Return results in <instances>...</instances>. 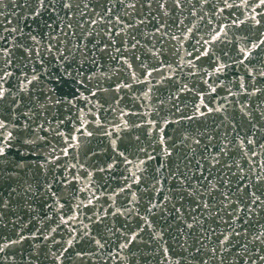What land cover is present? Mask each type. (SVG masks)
I'll return each instance as SVG.
<instances>
[{"label":"water","instance_id":"water-1","mask_svg":"<svg viewBox=\"0 0 264 264\" xmlns=\"http://www.w3.org/2000/svg\"><path fill=\"white\" fill-rule=\"evenodd\" d=\"M77 2L81 8L87 3L89 7L84 11L90 15L81 18L79 13H69L72 28L55 32L45 26V21L53 28L57 23L65 25L69 20L63 13L61 18L49 19L45 15L33 22L31 16L25 18L27 12L19 0H3L0 8V36L7 37L9 44L15 40L17 44L31 47L34 53L39 51V55L29 58L22 48L12 46L14 63L8 70L13 76L5 87L15 93V102L12 96L0 101V118L8 121L10 127L16 124L23 129L25 124L30 125L35 131L33 139L37 140L32 146L33 155L18 143L15 145L10 159L20 160L16 155L19 149L24 153L25 167L16 169L13 178L5 174L0 179V200L8 202L6 209H0V239L26 237L8 250L15 260H6L4 264H177V261L201 264L202 260H207L208 264H251L248 257L241 260L244 244L248 243L250 253L253 247H262L250 241L253 235L264 230V208L254 211L251 217L240 213L237 223L242 227H236L223 210L221 193L230 191L235 194L234 201L241 200L227 212L243 207V201L248 199L237 191V186L239 176L248 174L252 166L248 162L251 152L245 156L240 150L237 133L239 137L247 135L257 141L248 147L262 152L259 144L264 143L261 130L264 125L261 116L264 112V76L261 75L264 44L253 49L243 65L238 63V49L251 48L253 43L264 40V17H256L259 25L249 19L228 30L225 42L215 46V57L226 67L219 76L209 79L204 70L211 73L214 69L207 58L194 60L195 67L189 64L196 55L193 46L199 47L196 39L206 37L208 27L220 25L228 11L235 15L224 23L231 24L237 17L243 20L246 15H252L250 8L247 11L232 9L214 17L212 10L217 8L216 0L206 5H201L199 0H184L182 12H173L169 0V15L165 17L158 11L155 0L151 8L144 0H136L135 9L112 0L115 5L110 17L112 23L101 24L95 13L111 4L106 0ZM219 7H223L222 0ZM192 11L197 13L196 17L191 15ZM205 13V19L198 22V17ZM117 17L121 22H117ZM93 18L98 23L90 29L86 21ZM209 18L212 19L210 26ZM140 20L144 22L137 24ZM192 23H197L199 31L194 30L195 38L184 40L181 47L180 42L171 37L185 35V26L190 27ZM157 27L160 32H156ZM13 28L20 31L11 33ZM109 29L113 33L111 39L105 35ZM117 31L120 36L114 35ZM29 33L36 36L38 45L30 39ZM137 41L133 49L131 46ZM105 45H108L107 50L102 51ZM50 46L51 51H48ZM116 48L121 52L117 53ZM149 71L151 76H147ZM33 72L39 79L20 92L18 80L24 74L31 78ZM241 77L247 92L239 87ZM213 81L215 93L208 88ZM125 84L131 87H123ZM255 88L261 91L248 95ZM201 97L213 109L223 105L222 111L200 116L194 106L200 105ZM242 106L250 111V119L241 113ZM201 111L207 110L201 106ZM193 115L195 119H187ZM77 129H81L83 135ZM71 137H78V143ZM193 138L199 139L200 144H195ZM66 139L67 143L77 146L68 148L65 155L61 150L67 147ZM161 139L165 143L161 144ZM221 144L228 145L227 155H220L221 164L209 175L220 191L204 197L209 209L197 208V198L189 195L192 188L183 191L179 184V180L184 179L181 173H196L191 181L196 187L199 183L196 161L200 160L207 169L209 162L203 157L219 152ZM165 149L171 152L170 156ZM121 152L124 156L119 154ZM149 155L154 159L149 160ZM125 157L132 163H127ZM251 159L259 165L264 161V154ZM140 160L145 161L140 165L143 171L136 167ZM236 162L243 166V173L237 170ZM161 163L164 167L157 171ZM227 164L232 165L231 172ZM232 172L237 175L232 176ZM133 173L140 177L139 183L133 182ZM221 177L230 182L223 184ZM188 183L185 180L183 187ZM29 185L31 190L26 191ZM153 185L161 189L159 195ZM207 187L205 182L203 188ZM165 195L170 197L165 206L153 208L149 213L151 203H159ZM173 205L181 209L183 216L175 212ZM70 216L76 218L65 224L63 220ZM192 216H198L202 223L189 229L187 224L193 222ZM245 219L248 223H243ZM230 225L241 235L232 236L228 250L213 257L210 249L216 246L222 231L231 230ZM133 233H138L136 240L121 249ZM69 239L72 246L68 251L59 260L52 256L53 252L59 255ZM96 240L103 247L98 246ZM202 243L208 248H203Z\"/></svg>","mask_w":264,"mask_h":264},{"label":"snow or ice","instance_id":"snow-or-ice-1","mask_svg":"<svg viewBox=\"0 0 264 264\" xmlns=\"http://www.w3.org/2000/svg\"><path fill=\"white\" fill-rule=\"evenodd\" d=\"M15 2V0H14ZM121 5H124L126 8H136V0H128L127 3H125V0H119ZM144 2L147 4L149 8L152 6L153 0H144ZM157 6H158V11L162 13L163 16L167 17L169 15V0H155ZM183 2L184 0H171V5H172V11L173 12H182L183 11ZM190 2V0H189ZM210 0H199V3L201 5H206L209 4ZM19 3L23 6L24 9H26L27 16H31L33 19V22H38L39 20L43 19L45 15L48 16L49 19L52 18H61V13H63V17H67L69 22L65 25H61L57 23L56 28H53V26L47 21H45V26L48 27L49 29H52L53 32H55L57 29L60 31H64L65 28L71 29L72 28V23L71 19L72 17L69 15V13H79L80 17L83 18L87 15H90L89 13L85 12L84 10L87 9L89 6L87 3L83 5V8H81L80 3L77 2V0H19ZM107 4H111L112 6H106L103 8L102 12H96L95 16L99 17V22L101 24L107 22L108 24H111L112 21L110 19L111 14L113 12V8L115 7L114 4H112V0H106ZM221 3V0H216L217 8H214L212 10V16L214 17H219L223 13H225L228 10L232 9H244L247 11L249 8L251 9L252 15H246L243 20L239 19L237 17L236 19H233L231 21V24L224 23V20H227L228 17H231L235 15L234 12L228 11V16L224 17V20L221 21V24L216 26V27H208L207 29V34L205 36H201L200 38L196 39V45L199 47L193 46L196 51V55L193 59V61H189V64H191L193 67H195L194 60H201L203 58H207L210 65L213 67L214 71L213 72H208L206 69L204 70V75L208 76L209 79L213 75L219 76L224 68L226 67L225 64L219 63V58L215 57V46L217 43H224L225 40L228 37V30L231 29L233 26L239 27L242 24L247 23V21L250 19L252 20L255 24L259 25L260 20L256 19L257 16H262L264 17V0H222L223 7H219V4ZM3 0H0V8H2ZM254 5V6H253ZM218 9V10H217ZM257 9H260L258 12ZM2 14V12H0ZM191 15L193 17L197 16V13L195 11L191 12ZM207 13L200 15L198 17V22L203 21L205 19V16ZM117 22L120 21V17L116 18ZM88 23L89 28L91 29L93 26L97 25L98 21L97 19H90L86 21ZM143 20H140L137 22V24L143 23ZM181 24H183V21H180ZM208 25L210 26L212 24V19H208ZM80 27H83V25H80ZM125 27H128V25H125ZM186 27V34L183 36H176L173 35L171 39L176 40L180 42L181 47H183V41L187 39H194L195 38V33L194 30L199 31L197 27V23H192L190 27ZM160 27H157L156 32H160ZM17 31H20L17 28L11 29V33H15ZM22 34V33H21ZM65 35H68L67 32H64ZM74 34V33H73ZM99 34V33H97ZM120 32L117 31L114 33L115 36H120ZM167 34V33H165ZM89 35H91V32H89ZM105 35L109 36L111 39L113 33L111 29L105 32ZM29 37L32 41H34L37 45L39 44V41L37 40L35 35H32L29 33ZM111 43H115V40H111ZM139 42L137 41L136 43L132 44V48L135 49L137 44ZM261 44H264V40H261L259 43H253L251 48L247 46H241L238 49V63L244 64L246 60L249 59L251 56L252 50L255 48H259ZM12 46L20 47L23 49L24 52L28 53L29 58L33 54L39 55V51H35L31 47H26L23 44H17L15 40L9 44L7 37L5 36H0V101L5 100L7 97L12 96L13 97V102H15V93L8 88L5 87V85L8 83L9 79L13 76V72L9 71L8 69L13 66V60H12ZM108 45H105L102 51L107 50ZM48 51H51V46L48 48ZM115 51L117 53L121 52L120 48H116ZM179 51V49L177 50ZM153 55H157L156 52H153ZM189 56L192 55L191 52L188 53ZM215 57V59H213ZM113 59H116V57H113ZM127 63V60L124 61ZM129 68H131V64L128 65ZM153 71H159V69H153ZM152 72L149 71L147 72V76H151ZM261 75L264 76V72H261ZM133 79H137L136 73H132ZM39 77L35 75V72H33V75L31 78H28L27 74H24L21 79L18 80V87L20 92H24L28 89L29 85H32L34 81H37ZM91 79V77H89ZM143 82V81H142ZM207 83V81H205ZM215 84V81L213 83L208 84V88L211 90V93L216 92V87L213 86ZM120 87V86H118ZM123 87H131L130 84H125ZM185 87H187L185 85ZM240 89L244 90V92H247V89L245 88L244 85V80L243 77L240 79L239 83ZM261 89L255 88L251 93H248V95H255L257 92H260ZM209 93V94H211ZM91 95H95V93H91ZM87 99V97H85ZM200 105H195V112L199 113L200 116H205L208 113H211L213 111L215 112H221L223 109V105L216 107L213 109L212 107H209L208 104H205L203 101V97L200 98ZM59 103V101H58ZM201 106L205 108L207 111H201ZM179 110V109H178ZM241 113L245 117L251 118V113L250 111L246 110L245 106H242L240 109ZM27 115V114H25ZM261 116L264 117V112L261 113ZM195 115L187 117V119H195ZM227 119V117H225ZM149 123H152L151 121ZM125 125H127V121H125ZM139 126V125H137ZM255 127V125H253ZM39 128L42 129L43 125H39ZM233 129H235V125H233ZM261 130L264 131V125H261ZM77 131L81 132V135H83V132L81 129H77ZM163 131V129H161ZM58 135H64L63 133H58ZM88 135H91V133H88ZM255 133H253V136ZM35 136V131L30 129V125L25 124L23 126V129H21L18 125L12 124L10 127L9 122L6 121L3 118H0V179H2L5 174L8 175L9 178H13L15 174L16 169H21L25 167V164L22 162L24 159V153L20 152L19 149H17L16 155L20 157V160L16 159H10V152L11 150L15 147V145L18 143L20 145V148L28 150L29 155L35 154V148L32 147L37 143L36 139H33ZM237 137L240 140L239 143V148L243 152L245 156H248L249 152H251V157H249V163L252 165L249 168L248 174H242L239 176L238 179V186H237V191L242 193L244 196H247L248 199L243 201L244 206L243 207H236L233 208V211L227 212V209L229 207H232L233 204L239 205L241 203V200H233V196L235 195L234 193L229 192H222L221 195L223 196V199L221 200V204H223L224 208L223 210L226 211L227 215L229 216L231 220L232 225H236V227H242L241 224H238L237 221L240 220V213H244L246 217H251L254 211H257L258 209L264 208V161H261L259 165H256L252 161V157H256L258 155L264 154V143H260L259 147L262 150V152L258 153L254 149H250L248 146L255 145L257 144V141L249 138L247 135L243 137H239V133H237ZM38 139H44L43 137H39ZM72 140H76L78 143V137H71ZM185 139L187 140L188 137L185 136ZM194 143L199 145L200 140L193 138ZM211 140V137L209 138ZM161 144L165 143L163 139L160 141ZM232 141H228V144H231ZM66 145L67 147L62 149L61 151L63 154H67L68 148L76 147L77 144H71L67 143L66 139ZM113 145L115 146V141H113ZM227 149L228 145L227 144H221L219 148V152L216 154L209 156L203 157L204 160H207L209 162L208 168L205 169V166L203 163H201L200 160L196 161V166L199 169V176L197 177L199 183L196 185V187H193L191 184V181L193 180L194 177H196V173H193L192 175H188L187 172L181 173V175L184 177V179L179 180V184L182 186L183 191H188V188H192V192L189 193L191 196H195L197 198V203L196 207L200 208L203 207L204 209H209L210 205L207 199L204 197L210 196L213 191H220L219 188H217L216 184L212 182V180L209 179V175H211V171L213 168L216 167V165L221 164V159L219 158L221 154L224 156L227 155ZM54 151V149H53ZM167 152V155H171V152H168L167 149H165ZM195 151V149H193ZM121 156H124V153L121 152L119 153ZM58 158V157H57ZM148 159H154L153 156L149 155ZM125 160L127 163L131 164L132 161L127 160V157H125ZM145 163L144 160H140L139 163L136 165L137 169L140 171H143L142 168H140V165H143ZM231 172L232 165L227 164L226 165ZM111 168L112 165H109ZM164 167V164H160V168L157 169L159 171L161 168ZM236 168L239 172L243 173V166L236 162ZM259 169V170H258ZM205 172L208 173V175L205 174ZM236 172H232V176H236ZM132 180L134 183H139L140 177L137 176L135 173L132 175ZM185 180H187L189 183L187 187H183L185 185ZM247 181V183H245ZM207 183L208 187L205 190L203 188L204 183ZM221 182L225 185H227L230 181L229 179H225L224 177H221ZM157 183H161L160 181H157ZM127 188L130 189L131 185H127ZM252 188H255V191H251ZM153 189L157 192L159 195L161 189L157 187L156 185H153ZM248 189V191H245ZM31 190V186L29 185L28 189L26 191ZM13 192L16 191L15 188L12 189ZM121 191H125V188H121ZM132 199H136V195L133 192L132 193ZM170 197L165 195L162 196L161 200L159 203H151V206L148 208V212L151 213L153 208H163L165 206V202L169 201ZM8 207V202L5 200H0V209H6ZM173 208L176 213L180 214L183 216V213L181 212V209L173 205ZM129 212L132 211V209H128ZM117 212H119V209H117ZM123 214V213H121ZM219 215V213H216ZM115 215V213H113ZM76 217L75 216H70L68 219H64L63 222L67 224L69 220H74ZM2 219V217H0ZM192 223H188L187 227L189 229H192L194 227V224L196 223H202L199 220L198 216H192ZM145 222L147 223V220L145 219ZM228 221H225V224H228ZM243 223H248V219H245ZM149 227L151 225L149 224ZM231 227V225H230ZM55 231V229H53ZM140 231H143V228L140 229ZM138 233H133L131 237L127 240L126 243L121 245V249H126L129 247V244H131L133 241L136 240ZM158 235V234H157ZM241 233L236 231L235 227H231V230H225L222 231L217 240V244L215 247H212L210 249V252L213 257L219 252L222 253L224 251L228 250V246L231 244V237L232 236H240ZM248 233L245 232L244 236L247 237ZM222 237V238H221ZM26 239L23 235H20L18 239L16 240H11L8 239L5 241L4 239H0V264H4L6 260L12 259L13 261L15 260L14 256H11L8 252V250L16 244H19L23 242ZM47 239V237H45ZM96 244L100 247H103V245L100 243L99 240L95 241ZM259 243L262 247H253L251 250V253L249 252L248 249V243L244 244V251H243V256L241 257V260H243V257H248L250 260L251 264H257V261L260 262V264H264V230L260 231L258 234L253 235L252 243L255 245L256 243ZM67 247H64L63 250L59 255L57 253L53 252L52 256H54L56 259H60L65 252L68 251V248L72 246V239H69L67 242ZM203 248L207 249L208 245L203 244L201 245ZM165 253H167V249H164ZM199 252V249H197ZM177 264H179V261H177ZM201 264H208L207 260H202Z\"/></svg>","mask_w":264,"mask_h":264}]
</instances>
